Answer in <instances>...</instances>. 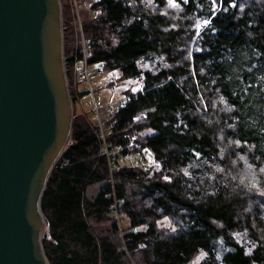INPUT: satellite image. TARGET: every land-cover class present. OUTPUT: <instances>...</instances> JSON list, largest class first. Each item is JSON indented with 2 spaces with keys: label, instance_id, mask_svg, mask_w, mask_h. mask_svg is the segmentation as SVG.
I'll list each match as a JSON object with an SVG mask.
<instances>
[{
  "label": "trees",
  "instance_id": "16d2710c",
  "mask_svg": "<svg viewBox=\"0 0 264 264\" xmlns=\"http://www.w3.org/2000/svg\"><path fill=\"white\" fill-rule=\"evenodd\" d=\"M87 1L76 17L61 0L81 112L41 201L48 262L264 264V0H223L199 36L210 0ZM84 49L123 97L103 116V139L73 76ZM144 149L157 168L117 163Z\"/></svg>",
  "mask_w": 264,
  "mask_h": 264
},
{
  "label": "water",
  "instance_id": "95a60500",
  "mask_svg": "<svg viewBox=\"0 0 264 264\" xmlns=\"http://www.w3.org/2000/svg\"><path fill=\"white\" fill-rule=\"evenodd\" d=\"M61 0H0V264H50L41 201L74 104Z\"/></svg>",
  "mask_w": 264,
  "mask_h": 264
},
{
  "label": "rangeland",
  "instance_id": "374dc122",
  "mask_svg": "<svg viewBox=\"0 0 264 264\" xmlns=\"http://www.w3.org/2000/svg\"><path fill=\"white\" fill-rule=\"evenodd\" d=\"M74 3L73 5L75 6V16H79L82 15L84 13H86L87 11H89V4L87 0H72ZM76 1H77V5L78 8H76ZM80 1V5L79 2ZM72 5V6H73ZM101 70L100 67H95V68H91V67H86V71L89 73V79H84L82 82H80V88L79 89H85V91L87 92V98L84 97V99L82 100L83 102L85 101V106L90 108L92 110V113L94 115V121L95 124L97 126H99V128L102 129V134L100 137H102V139L104 138V132H105V124H104V118L103 116L107 113V111H111L114 107V104H116L117 102L121 101L123 99L122 95L120 94V91H117L115 93L114 90L110 89V93L109 91L106 90L105 88V81H112L113 83H115L116 81V77L117 75L115 73H113L114 76L108 77V78H104L103 75H98V76H93V80H92V73H95V71L97 70ZM79 69L81 70H85V67L83 64H79L78 66L75 67L74 69V78H76L78 80V72ZM88 81L90 82L91 88L88 85ZM94 87H96L97 89H99V91L97 90L94 91ZM93 91L94 94H99L98 92H101L100 95V100H99V104L95 107L93 104V100H92V94L91 91ZM105 89V90H104ZM132 89H138V86H136V88H132ZM96 92V93H95ZM133 92V91H132ZM84 106V104H83ZM76 109L78 110V112H81V105H78L76 108L74 106V115L76 112ZM102 123V125L100 124ZM117 151V150H116ZM132 156V160H134L133 158V154H129ZM121 157V156H120ZM138 157V156H136ZM124 164V166L126 165H131V161H129L127 159V161L122 162ZM150 164V163H148ZM151 165H154V167H158V164H156L154 161H152ZM99 186H93L88 188L87 190V197L92 200L97 192H98ZM198 259V258H197Z\"/></svg>",
  "mask_w": 264,
  "mask_h": 264
},
{
  "label": "built area",
  "instance_id": "2783aa9c",
  "mask_svg": "<svg viewBox=\"0 0 264 264\" xmlns=\"http://www.w3.org/2000/svg\"><path fill=\"white\" fill-rule=\"evenodd\" d=\"M74 2H75V0H74ZM83 53H84V58H83L82 64L84 65L85 70L83 71V70L79 69L78 80L75 78V81L78 82L79 84L85 78L89 79V73L86 71V67H88V66L86 64L85 49H84ZM101 74H102V71L97 69L95 71V73H92V77L93 76H98V75H101ZM88 85L91 88V85H90L89 81H88ZM112 90H114V88ZM90 91H91V89H90ZM84 92H86L85 89H84ZM91 94H92L93 104L96 107L99 104L100 96L94 94L93 91H91ZM100 124L102 125V123H100ZM98 129H99L100 136H101V134L103 133L102 129L99 128V126H98ZM103 152H104V155L106 156V159H107L109 171L116 170L117 168H119V166L116 163H114V162H116V160L113 161V158H111L112 152H110L107 147L103 148ZM114 153H113V155H114ZM129 154L121 156L117 163L123 164L122 162L127 161V159H128L129 161H131V165L124 166V164H123L124 167L144 168V167H146L148 165V163L152 162V159H151V157H149V153L148 152L147 153L144 152V154H143V156H145L147 158V160H145V157L141 158V157H134V156H133L134 160H132V156L129 155Z\"/></svg>",
  "mask_w": 264,
  "mask_h": 264
},
{
  "label": "snow or ice",
  "instance_id": "6c2138e0",
  "mask_svg": "<svg viewBox=\"0 0 264 264\" xmlns=\"http://www.w3.org/2000/svg\"><path fill=\"white\" fill-rule=\"evenodd\" d=\"M190 0H183V3L187 4L189 3ZM167 3L169 4V6L171 7H177L178 3L177 0H167ZM210 4H211V16L209 19H205L203 20L201 23H197L195 25V30H196V34L199 36L201 34V29L202 28H207L211 25L212 23V19H214L218 9L220 7L223 6V0H220V3H217V0H210ZM235 5L233 3H229L228 7H234ZM133 92L139 91L138 89H132ZM144 151L147 153L148 149H144ZM165 179L167 180L168 178L165 177Z\"/></svg>",
  "mask_w": 264,
  "mask_h": 264
},
{
  "label": "clouds",
  "instance_id": "9594fccd",
  "mask_svg": "<svg viewBox=\"0 0 264 264\" xmlns=\"http://www.w3.org/2000/svg\"><path fill=\"white\" fill-rule=\"evenodd\" d=\"M69 86H70V83H69ZM70 91H71V88L69 87Z\"/></svg>",
  "mask_w": 264,
  "mask_h": 264
},
{
  "label": "bare ground",
  "instance_id": "6f19581e",
  "mask_svg": "<svg viewBox=\"0 0 264 264\" xmlns=\"http://www.w3.org/2000/svg\"><path fill=\"white\" fill-rule=\"evenodd\" d=\"M105 146L103 145V148H104ZM110 175V174H109ZM113 182V181H112Z\"/></svg>",
  "mask_w": 264,
  "mask_h": 264
}]
</instances>
